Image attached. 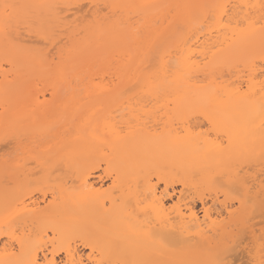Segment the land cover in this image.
I'll use <instances>...</instances> for the list:
<instances>
[{"label": "bare ground", "instance_id": "1", "mask_svg": "<svg viewBox=\"0 0 264 264\" xmlns=\"http://www.w3.org/2000/svg\"><path fill=\"white\" fill-rule=\"evenodd\" d=\"M0 63V264L264 262V0H0Z\"/></svg>", "mask_w": 264, "mask_h": 264}, {"label": "rangeland", "instance_id": "2", "mask_svg": "<svg viewBox=\"0 0 264 264\" xmlns=\"http://www.w3.org/2000/svg\"><path fill=\"white\" fill-rule=\"evenodd\" d=\"M84 3H85V2H84ZM84 3H82V4L84 5ZM83 5H82L81 8H80L81 10H78V11H80V12H77V10H76V12H75V11H74L75 9H74V10H73V11L75 12L74 14L79 13L78 15H79V16H83V17H84V15L89 16V15H88V12H89V14H90L91 9L93 10V8L89 9L91 6H90V7H89V6L87 7L86 3H85L86 6H84V8H82ZM99 7H100V6H99ZM101 8H102V7H101ZM82 9H83V10H82ZM88 9H89V10H88ZM99 9H100V8H99ZM87 11H88V12H87ZM103 11H104V10H103ZM103 11H102V13H103ZM82 12H85V13L82 14ZM92 12H93V11H92ZM105 12H107V11H105ZM86 13H87V14H86ZM103 14H104V13H103ZM76 15H77V14H76ZM76 15L73 16V17H76ZM79 16H78V18H79ZM87 16H86V17H87ZM71 17H72V16H71ZM81 18H82V17H81ZM81 18H80V21H81ZM74 19H75V18H74ZM82 19H83V18H82ZM84 19H86V18L84 17ZM88 19H90V18L88 17L86 20H88ZM77 20H78V19H77ZM74 21H76V20H74ZM84 21H85V20H84ZM79 23H80V22H79ZM81 23H83V21H82ZM73 25H75V23H74ZM77 25H78V24H77ZM81 25H83V24H81ZM81 25H80V26H81ZM75 26H76V25H75ZM75 26H74V27H75ZM0 64H2V66H3V63H0ZM3 67H4V68H7V66H5V64H4ZM33 71H34V70H32V72H33ZM35 72H36V71H35ZM31 74H32V73H31ZM28 75H29V74H28ZM99 76H100V75H99ZM27 77H28V79H29V78L31 79V77H29V76H27ZM33 77H34V76H33ZM96 77H97L98 80H97L96 78H94V77H93V79H96V80H97L96 82L98 83L100 80H99V77H98V76H96ZM104 77H105V78H104V81L106 80L105 83H106V82L108 83V82H109L108 80H110L109 77H106V75H104ZM36 78H38V77H36ZM107 78H108V80H107ZM38 79H39V78H38ZM94 81H95V80H94ZM96 82H95V83H96ZM129 93L131 94V92H129ZM129 93H128V94H129ZM133 93H134V91H133ZM25 94H26V93H25ZM23 95H24V94H23ZM23 95H22V96H23ZM45 95H46V97H48V95H47L46 93H45ZM20 98H21V97H20ZM24 98H25V97H24ZM21 100H22V99H21ZM18 101H19V98H18ZM18 101H16V102L19 103ZM24 101H25V100H24ZM16 102H15V104H17ZM20 102H21V101H20ZM22 103H23V102H22ZM13 104H14V103H13ZM20 104H21V103H20ZM13 107H14V105H13ZM200 121H202V120H199L198 122H200ZM203 122H204V121H202L201 124H202ZM199 124H200V123H199ZM199 124H198V125H199ZM203 124H204V127H202L203 125H201V128H202L204 131L201 132V128H199L200 125L197 127V129L199 128V130H200L201 133H207V134H209V135L211 136L212 133H211V132H208V130H209V127H207L208 125H205V124H207V123L204 122ZM204 128H205V129H204ZM197 129H196V130H197ZM199 130H198V131H199ZM206 130H207V132H206ZM209 131H210V130H209ZM211 137H212V136H211ZM0 141H1V140H0ZM4 143H5V141H4ZM7 143H8V142L6 141V143H5L4 145H6ZM2 144H3V143H0V147L2 146V148H3L2 150H0V157L5 156L6 159H7L8 155L11 154V153H10L11 150H10V148H7L6 146L4 147ZM6 155H7V156H6ZM0 160H2V159H0ZM8 160H9V161L11 160L10 156H9ZM260 160H261V159H260ZM21 163H22V162H21ZM260 163H261V162H260ZM250 164H251V163H250ZM261 164H262V163H261ZM7 165H8V164H7ZM245 165H247V164H244V165H242V166H245ZM3 166H4V165H3ZM8 166H9V167H8L7 171H10V172H11V171H12V169H11V167H10L11 165H8ZM251 166H255V167L257 166L256 168H258L259 171L256 170L255 167H251ZM260 166H261V165H259V164H256V165H255V164L253 163L252 165L247 166V167H250V168H247V167L245 166L246 169H245V170L243 169V171L245 172L246 170L249 169V170L246 171V172H249L250 175H251L252 173H253L252 175L255 174V176L257 177V178H256V177L254 176V177H255V180H256L255 182H257L256 184H258V181L260 180L259 183H261V181H262V184H261V185H264V180H262V179H264V174H263V175H260V174L264 173V167L262 168V166H261V167H260ZM6 167H7V166H4V167L1 166V170H2L1 172H3L4 169H5ZM245 167H244V168H245ZM259 167H260V168H259ZM9 168H10L11 170H10ZM251 168H252V170H251ZM253 168H254V169H253ZM255 170H256V171H255ZM257 171H258V172H257ZM1 172H0V174L2 175ZM255 172H256V173H255ZM3 173H4V172H3ZM7 174H9V172H8V173L5 172V175H7ZM258 174H259V175H258ZM1 175H0V177H1ZM2 176H4V175H2ZM153 180H155V182H156V179L153 178ZM38 182H39V181H38ZM153 182H154V181H153ZM253 182H254V181H253ZM177 183L179 184L180 182H177ZM251 183H252V182H250V184H251ZM38 184H41V183H38ZM178 184L173 185V187H174L173 189H174L176 192H175L174 195L172 196V197H173V198H172V201L167 202V205H169V206H171V207H172L173 205H177V204H176V203H177V198H178V197H177V196H178L177 193H178V190L181 189L180 185H178ZM36 185H37V184H36ZM109 185H110V182H109V181L104 182V184L102 185L101 191H104L105 189H107ZM253 185H254V187H255V183L252 184V188H254ZM258 185H259V184H258ZM33 186H34V185H33ZM40 186H41V185H40ZM44 186H45V187H44ZM44 186H43L44 188H48V187H49V184H47L48 187H46V184H45ZM50 186H51V184H50ZM157 186H158V191H161V190L163 189V187H164L162 183H158ZM256 186H257V185H256ZM41 187H42V186H41ZM222 187L225 188L224 186H222ZM219 188H220V187H219ZM31 189H32V188H31ZM34 189H35V188H34ZM220 189H222V188H220ZM29 190H30V189H29ZM192 190H195V189H191L190 192H189V191L186 192V193L188 194V198H191V197H192V192H191ZM201 190L203 191V190H205V189H201ZM201 190H199V191L201 192ZM208 190H210V191L212 190V192L215 191V189H208ZM226 190H227V189H226ZM228 190H229V189H228ZM252 190H253V189H252ZM252 190H251V191H252ZM179 191H180V190H179ZM206 191H207V190H206ZM216 191H219V190L217 189ZM220 191H221V190H220ZM220 191H219V193H220ZM232 191H233L234 193H232ZM0 192H4V191H0ZM5 192H6V190H5ZM170 192H171V191H170ZM207 192L210 193L209 191H207ZM212 192H211V194H207L206 192H204L206 195H209V197H208L207 199L205 198V197H207V196L204 197V198L206 199V202H207V207L209 206V204H212V205H213V203H216V201H217V204H215L214 207H216V206L218 205V203H223V202L226 203V202L228 201L227 204L230 203L229 205H231V207H233L232 210H234V209H236V208H239V206H238L239 203L237 204V200L235 199L236 202H235V201L233 202L234 197H230V196H229V197H230V202H229V198H228V196H226V195H228V194H226V193H222V192H224L223 190L221 191L220 194H219L218 192L214 193V195H215V194H218V195H217V198L213 195ZM229 192H230V195L234 194V195L237 196V197H240V196H238V195H242V194H240L241 192H240V193H237L236 191L231 190V189H230ZM229 192H228V193H229ZM235 192H236L237 194H235ZM252 192H253V191H252ZM6 193H8V192H6ZM22 193H24V192L22 191ZM159 193H160V192H158V194H159ZM189 193L191 194L190 197H189V195H190ZM196 193H197V192H196ZM196 193H195V194H196ZM231 193H232V194H231ZM1 194H2V193H1ZM197 194H198V193H197ZM222 194H224V197L226 196V197L228 198V199H227V198L225 197V198H226L225 200H227V201H224V197L222 196ZM225 194H226V195H225ZM8 195H9V193L7 194V196H8ZM14 195H15V194H14ZM193 195H194V194H193ZM211 195H212V196H211ZM7 196H6L5 198H7ZM9 196H10V195H9ZM9 196H8L7 199H9ZM15 196H16V195H15ZM21 196H23V195L21 194ZM184 196L186 197V195H184ZM203 196H204V195H203ZM242 196H243V195H242ZM10 197H11V196H10ZM32 197H33L32 199H34L36 202H38V201L40 200V197H41V196H40V194L34 193V195H33ZM47 197H48V200H51V198H50L49 196H47ZM104 197H105V196H104ZM0 198H1V195H0ZM12 198H13V197H12ZM20 198H21V197L19 196V199H20ZM186 198H187V197H186ZM195 198H196V197L193 196V198L188 199V201L190 202V200H192V199L194 200ZM212 198H214V199L216 198L217 200L214 202V200H213ZM232 198H233V199H232ZM235 198H236V197H235ZM1 199H2V198H1ZM7 199H4V201L6 202ZM15 199H16V197H15ZM15 199L13 198V201H15ZM211 199H212V200H211ZM220 199H221V200H220ZM242 199H243V198H242ZM2 200H3V199H2ZM2 200H1V201H2ZM184 200H185V199H184ZM196 200H197V199H195V200L193 201V202H194L193 204H194V208H195L197 214L200 216V214H201V211H200V210H201V206H200V204L198 203V201H196ZM7 201H9V200H7ZM10 201H11V200H10ZM10 201H9V203H7V205H8V204L10 205V203H11ZM13 201H12V202H13ZM16 201H17V200H16ZM105 201H106V199H105ZM188 201H185V202H188ZM212 201H213V203H212ZM219 201H223V202H219ZM238 201H240L239 198H238ZM24 202H25V204H27L26 202L29 203L30 200H29L28 198H27V199L24 198ZM128 202H129V201H128ZM183 202H184V201H183ZM191 202H192V201H191ZM210 202H211V203H210ZM231 202H233V204H232ZM1 203H2V202H1ZM129 203H130V202H129ZM208 203H209V204H208ZM5 204H6V203H5ZM124 204H125V203H124ZM7 205H6V206H7ZM126 205H128V203H127ZM252 205H253V204H252ZM40 206H44V204H43V203H40ZM128 206H129V205H128ZM254 206H256V204L253 205V207H252L254 210L251 208L253 211H252V213L250 214V215L253 214V216H251L252 220H251V218H250V220H249V222H248L249 226H250V225H251V226L253 225V226H252L253 229H252V227H249V228H250V231H251V230H252V231H251V232H248V231H249V230H248L249 228H247L248 224L246 225V227L244 226L245 228H247V230L245 229L246 231H245V230H244V231H243V230H240L241 228L238 229L240 232L242 231L243 235H242V233H240L237 229H236V230L240 233V236H251V235L253 234V236H263V239H264V207L261 206V205H259V206H257L256 208H254ZM214 207H213V206L211 207V205H210V210H211V213L213 214V216H214L215 210H218L217 208L214 210ZM218 207H219V205H218ZM258 207H259V208H258ZM212 208H213V209H212ZM229 208H230V206H229ZM255 209H256V210H255ZM3 210H4V208H3ZM3 210L1 209L0 211H1V212H4L5 210H4V211H3ZM212 210H214V211H212ZM230 210H231V209H230ZM232 210H231V211H232ZM234 211L238 212L237 209L234 210ZM239 211H240V208H239ZM234 213H235V212H234ZM0 214H1V213H0ZM235 214H236V213H235ZM5 215H6V214H5ZM224 215H225V214H224ZM224 215L222 216V218L227 219V217L224 216ZM2 216H4V215L2 214ZM214 217H215V216H214ZM214 217H212V218H214ZM0 218H1V217H0ZM217 219H218V218H217ZM219 220H221V219L219 218ZM227 220H228V219H227ZM1 221H3V220H1ZM225 221H226V220H225ZM4 222H6V221H4ZM4 224H7V223H4ZM1 225H2V224H1ZM1 225H0V226H1ZM2 226H3V225H2ZM2 226L0 227V230H1ZM6 227H8V225H6ZM244 227H243L242 229H244ZM4 228H5V227H4ZM8 228H9V227H8ZM4 231H5V230H4ZM8 231H9V230L7 229L6 232H8ZM47 231H48V230H47ZM237 231H235V232L237 233ZM9 232H10V231H9ZM9 232H8V235H9ZM252 232H253V233H252ZM0 233H1V232H0ZM48 233H49V234H48ZM239 233H237V235H235V236H239ZM6 234H7V233H6ZM47 234H48L47 236H42V238H43V241H44L45 243L49 240L48 243L45 244L43 241H42V242L46 245V248H47L48 252H50V251H56V250L61 249V248H62L61 245L56 246V245H58V243L56 242L57 244L55 245V242H53V239H52L53 236H51V233L48 231ZM245 234H248V235H245ZM249 234H250V235H249ZM2 235H3V236L0 237V248H1L2 244H4V243H5V244H6V243H7V244H9V243L11 244V243H12L11 240H10L11 242H10L9 240H7L8 237H9L8 235H5L4 233H3ZM4 235H5V237H6V236H8V237L5 238ZM49 235H50V236H49ZM10 237H13V236H10ZM16 237H17V236H16ZM30 237H32V236H30ZM35 237H37V236H35ZM40 237H41V236H40ZM40 237H38V238H40ZM54 237H56V236H54ZM54 237H53V238H54ZM14 238H15V237H14ZM17 238H20V237L18 236ZM32 239H33V238H32ZM34 239H35V238H34ZM263 239H262V240H263ZM12 240H13V238H12ZM40 240H42V239H40ZM262 240H261V241H262ZM8 241H9V242H8ZM50 241H51V243H50ZM55 241H57V240L55 239ZM261 241H260V242H261ZM52 242H53V243H52ZM13 243H14V244H13ZM13 243H12V245L15 246V242H13ZM49 243H50V244H49ZM262 243H264V240H263ZM262 243H260V244L262 245ZM52 244H53V245H52ZM59 244H60V243H59ZM63 245H64V244H63ZM257 245H258V243H257L256 246H255L256 249L254 248L255 250L258 249V248H257ZM54 246H55V248H54ZM263 246H264V244H263ZM263 246H262V248H263ZM52 247H53L54 249H53ZM260 247H261V246H260ZM62 250H63V249H61L60 251H58V252L60 253V254H58V257H59L61 260H64V254H63ZM259 250H261V249H259ZM81 253L85 255V254L88 253V250H84V249H82ZM47 257H48V259H49V258H50V255H48Z\"/></svg>", "mask_w": 264, "mask_h": 264}, {"label": "snow or ice", "instance_id": "3", "mask_svg": "<svg viewBox=\"0 0 264 264\" xmlns=\"http://www.w3.org/2000/svg\"><path fill=\"white\" fill-rule=\"evenodd\" d=\"M5 18H4V23L7 25V24H10L13 20V16L11 14H8L7 12V9L9 7L11 8H16L17 6L16 5H5ZM262 264H264V262H262Z\"/></svg>", "mask_w": 264, "mask_h": 264}]
</instances>
